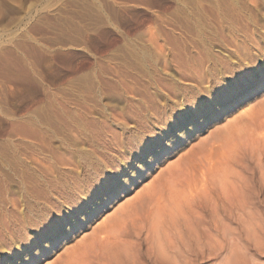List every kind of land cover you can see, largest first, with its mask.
<instances>
[{
  "label": "bare ground",
  "instance_id": "6f19581e",
  "mask_svg": "<svg viewBox=\"0 0 264 264\" xmlns=\"http://www.w3.org/2000/svg\"><path fill=\"white\" fill-rule=\"evenodd\" d=\"M181 2L171 0V9L190 30L174 33V40L164 32L126 38L120 56L127 63L113 76L100 75L92 67L87 82L78 76L69 87L59 85L54 98H44L39 113L22 117L19 127L25 129L18 131L37 141L21 138V143L15 139L18 128L9 131L10 143L0 148V264L42 261L62 237L83 228L108 201L147 176L162 154H173L180 146L186 150L182 164L164 165L163 172L137 193L135 203L115 213L107 221L111 224L93 229L88 241L99 246L91 241L82 252L85 239L84 249H78L80 243L74 246L81 255L67 248L62 259L57 256L55 263L47 264H116L123 252L136 256L143 230L146 240L156 242L162 233L170 236L171 229H186L210 253L220 239L232 240L234 234L221 214L231 213L233 197L240 195L227 189L225 172L234 155L245 157L264 148V108L260 106L237 133L229 125L196 141L194 130L264 85V0L213 1L217 13L231 12L222 18L215 15L217 19L206 15L208 7L198 15L193 5ZM254 10L263 11L261 18L252 15ZM111 104L121 111L111 110ZM258 182L254 189L259 192L264 175ZM216 184H222L221 191H214ZM204 226L211 228L210 234ZM107 245L116 249L117 257L110 248L113 254L103 252ZM172 249L165 248L162 256ZM185 253L188 264L194 255Z\"/></svg>",
  "mask_w": 264,
  "mask_h": 264
},
{
  "label": "rangeland",
  "instance_id": "374dc122",
  "mask_svg": "<svg viewBox=\"0 0 264 264\" xmlns=\"http://www.w3.org/2000/svg\"><path fill=\"white\" fill-rule=\"evenodd\" d=\"M178 1H182L189 6L193 5L196 10L194 12L198 15L203 11V7H208V10L206 8L204 11L207 10L206 15H211L213 18H216L215 15L218 18H222L231 13L225 12L220 7V10L222 9L224 12L221 10L219 11L220 14L217 13V10H214V2L216 4L218 0ZM170 2L171 0H0V148L3 146L2 149H4L10 143L9 131L14 127L18 128L16 132L22 129L24 132L25 128L19 127L23 124L21 121L22 117L34 115L36 111L39 113L41 106L45 104L47 99L49 98V101L50 98H54L59 85L69 87L68 85L78 76L83 77L84 81L87 82L86 73L92 67L99 70L100 75L102 74L105 77L113 76V73L115 74V71L122 66V63H127V60L125 59L124 61V58L120 56L124 50L121 46L126 42V38L142 33L148 35L151 32L159 34L164 32L163 35L167 33L165 35L171 36L173 39L175 34L186 31L183 21L180 20L179 16L174 15L176 13H173V9H171L174 8V5H172L174 3L171 4ZM170 10L171 12H169ZM211 11H213L212 14H210ZM215 11L217 14L214 13ZM256 11L254 10L255 14L250 11L248 15L253 13L252 15L255 18H261L259 16H261L263 11ZM156 17H158V20ZM166 18L167 20H165ZM165 22L166 24L170 23V26L166 25ZM44 98L45 102L43 101ZM260 103L263 104L261 105ZM260 106L264 108V85L233 104L228 108V111L210 119L200 129H195L194 136L197 137L196 141L210 137L215 134L214 132L217 133L221 129L225 131L226 126L228 129L231 128V132L235 129L234 133H237V128L239 126L241 128L243 125L245 127L250 118L258 113ZM109 107L113 111L117 110V113L121 111L119 106L111 104ZM13 121L15 124L12 123ZM229 125L230 128L228 127ZM23 132L17 133L15 139H19L21 143V138L23 141L30 139L31 141H37L32 137L27 138L25 136L26 138H24ZM260 148V151L257 150L255 153H249V155L246 154L245 157L240 156V154H236V157L234 155L235 158L233 157L231 169L229 168L230 170L228 169L225 172H229L227 174L229 177L228 182L230 181L229 183L227 182L229 185L221 178L224 183L221 182L228 186L227 188L225 185L226 188L231 193L235 191L236 194L238 192L241 198H239L240 196L237 197L242 199L237 200V197H233L235 203L232 212L223 211V214H221V217H224L229 224L230 231L234 234L229 243L220 239L218 243L216 242V251L210 253L208 249H206L208 251L205 248L202 250V246L194 241V238L186 229L182 233L171 229L170 236L169 233H164L165 235L162 233L160 236L162 238L161 244H158V241L159 243L161 241L160 238L159 240L158 238L155 239L154 241L156 242L152 240L150 242L147 239V242L144 237L146 233L143 230L140 234V240L143 242L138 252L135 253L136 256L132 257L133 253H128L129 251L123 252L118 257L120 262L118 261L116 264H186L183 257H185V252L187 251L191 253V256L194 255V257L192 256V262L189 260L188 264H264V183L259 186V192L254 189L259 184L260 175H264V148ZM2 149H0V156L4 152ZM182 151H184V154L186 153L183 146H180L173 151V154H162L160 160L152 163V168L146 173L147 176L141 178L126 193L122 192L121 194L120 192L118 197L108 201L107 206L91 216L83 228L72 232L67 238L62 237L51 248L48 255L35 264H47L48 261L49 263L50 261L55 263L54 261H57L55 259H58L57 256L62 259L67 251L69 252L70 250L76 253L77 251L74 248L79 243L82 246L81 248L78 245L79 250L84 249V247L85 249L82 252L88 250L90 248L89 243L92 241L89 242L88 239L94 233L93 229H100L111 224L107 221L110 220L109 222H111L115 218V213L118 214L122 208L126 207L128 209L135 203L138 197L137 193L143 191L145 184L146 187L150 184L152 177L154 178L155 175L158 176L162 173L168 163L170 166L172 163L175 166L182 164L183 157L181 156L184 155ZM178 157L182 158L179 160L180 162ZM237 159L239 160L237 161ZM175 166L173 168H177ZM261 169L263 171L262 174H260ZM155 178L152 180H155ZM216 183H219V180ZM219 184L215 185V192L221 191L219 188L222 187V184ZM260 187H263L262 190ZM242 201L245 205L241 203ZM130 202L133 203L131 204ZM127 204L130 205L127 207ZM206 205L207 202L204 206ZM242 213L246 220L245 218L241 219L243 216L241 215V217L239 214ZM204 221L206 222L207 219ZM246 221L248 222L246 223ZM209 229L211 228L207 226L203 228L207 233H209ZM211 232L215 231L211 230ZM207 233L204 235L210 236V233ZM165 236L168 237V240ZM181 237H184V242H182ZM206 238L208 239L209 237ZM84 240L87 244L82 242ZM172 240L173 242H171ZM93 242L97 243L96 241ZM82 243L86 246L83 247ZM95 245L97 246L98 244ZM164 245L165 248L173 246L174 254L167 253L166 255L169 254V257L166 255L165 257L162 256L167 252L164 251ZM107 247L104 251V248L101 251L104 253L108 251L109 253L111 249L112 251L114 250L115 257L118 256L117 253L115 254L117 252L116 249H112L113 247L110 248L111 246L108 245ZM156 247H159V249ZM67 248L68 250L66 251ZM79 250L78 254H80ZM111 250L109 255L113 254Z\"/></svg>",
  "mask_w": 264,
  "mask_h": 264
}]
</instances>
